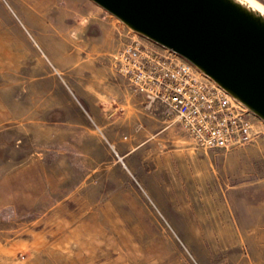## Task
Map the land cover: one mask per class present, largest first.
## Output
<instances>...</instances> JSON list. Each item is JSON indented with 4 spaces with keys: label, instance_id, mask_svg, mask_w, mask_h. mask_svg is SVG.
Returning <instances> with one entry per match:
<instances>
[{
    "label": "rangeland",
    "instance_id": "374dc122",
    "mask_svg": "<svg viewBox=\"0 0 264 264\" xmlns=\"http://www.w3.org/2000/svg\"><path fill=\"white\" fill-rule=\"evenodd\" d=\"M35 6L0 0V264L264 260V122L249 145L196 147L112 68L150 41L90 0L66 21Z\"/></svg>",
    "mask_w": 264,
    "mask_h": 264
},
{
    "label": "water",
    "instance_id": "95a60500",
    "mask_svg": "<svg viewBox=\"0 0 264 264\" xmlns=\"http://www.w3.org/2000/svg\"><path fill=\"white\" fill-rule=\"evenodd\" d=\"M264 122V18L234 0H90Z\"/></svg>",
    "mask_w": 264,
    "mask_h": 264
},
{
    "label": "built area",
    "instance_id": "2783aa9c",
    "mask_svg": "<svg viewBox=\"0 0 264 264\" xmlns=\"http://www.w3.org/2000/svg\"><path fill=\"white\" fill-rule=\"evenodd\" d=\"M112 68L147 108L164 105L206 151H230L260 134L255 116L189 61L154 43L131 41L112 55Z\"/></svg>",
    "mask_w": 264,
    "mask_h": 264
},
{
    "label": "crops",
    "instance_id": "0c3cea01",
    "mask_svg": "<svg viewBox=\"0 0 264 264\" xmlns=\"http://www.w3.org/2000/svg\"><path fill=\"white\" fill-rule=\"evenodd\" d=\"M35 3H36V6L34 7L33 11L38 13V16L40 19H45V18H49L50 16H52V14H61L64 16V20L66 21V19H68V16L70 15L69 13H71L70 17H72V13H74V15H77V16H80L82 13H81V10L80 9H75L74 12H72V7L73 6H77V5H80L83 0H76L77 2H74V0H70L71 1V4H69V7L65 10V11H57V12H46L45 13V10L48 9V4L51 6V3L52 0H34ZM75 3V4H73ZM51 10V8L49 9ZM69 14V15H68ZM57 17V16H56ZM55 17V18H56ZM66 18V19H65ZM72 42L76 45L78 44V41L77 40H72ZM80 46V50H84V51H88V45H82V44H79ZM128 85V84H127ZM136 93V92H135ZM138 94V93H137ZM139 97L142 98V104L144 105V108L147 109V110H151V108H147L145 106V99L142 95L138 94ZM155 108V106L153 107ZM256 264H264V260H259L256 262Z\"/></svg>",
    "mask_w": 264,
    "mask_h": 264
},
{
    "label": "bare ground",
    "instance_id": "6f19581e",
    "mask_svg": "<svg viewBox=\"0 0 264 264\" xmlns=\"http://www.w3.org/2000/svg\"><path fill=\"white\" fill-rule=\"evenodd\" d=\"M234 1H236L245 8L249 9L250 11L264 18V6L261 5L258 1L256 0H234Z\"/></svg>",
    "mask_w": 264,
    "mask_h": 264
}]
</instances>
